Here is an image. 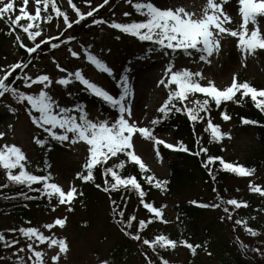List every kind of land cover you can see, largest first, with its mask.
Segmentation results:
<instances>
[{
    "label": "snow or ice",
    "instance_id": "snow-or-ice-1",
    "mask_svg": "<svg viewBox=\"0 0 264 264\" xmlns=\"http://www.w3.org/2000/svg\"><path fill=\"white\" fill-rule=\"evenodd\" d=\"M85 3L89 7L88 11H82L73 3V0H66V4L75 14V18H71L68 10L62 9L57 0H0V22H4V25L8 27L9 35L15 34V42L25 50L28 56L37 53L42 45H48L54 49L61 45L67 47L69 42L75 40V36L66 34L73 29L74 25L86 22L88 18H91L92 25H107L121 35H130L140 42H150L151 46L147 52L159 54L166 59L162 75L157 81V87H162L166 91V98L157 109L158 114L151 119V126H142L134 116L132 102L134 89L130 86L127 74L121 75L119 94L113 95L87 78L82 68L70 71L54 58L53 62L60 73L59 77L47 73L33 76L24 72L22 78L10 79L17 70L29 68V63L23 59L8 68L0 69V98H5L7 94L25 109L32 125L39 133L33 137L37 146L49 147L50 150L51 141L61 145L66 142L70 145L82 143L85 146L86 159L81 169L75 173L74 180H79L81 183L90 182L98 190L106 193L110 199L112 217L120 226V231L143 246H147L159 259L160 264H170V262L160 254L159 250L175 249L178 244L186 246L195 255L201 245L190 243L188 239L176 240L166 234H157L153 238L143 235L156 220L164 224L170 223L165 218L167 205L156 206L154 201L148 202L146 199L148 192L144 185L166 192L170 181L157 177L142 156L137 153L135 141L143 139L151 142L155 158L161 164L163 163L161 146L168 150L183 151L201 157L202 166L207 169L213 180L216 178V173L211 165L217 161L222 170L241 177L253 176L255 168L229 163L222 156L209 154V148L204 146L199 138L196 140L198 149L193 152L183 141L170 143L167 139L158 136L155 130L156 126L167 121L172 114H183L192 122L194 132L198 123L205 122L204 131L210 135L209 142L219 143L224 138L230 139L231 133L223 131L219 124L213 122L211 117L213 105L219 109L225 102L233 101L239 104L244 98L250 96L255 107L264 113V87L257 88L247 80L241 82L237 74H233L227 86L220 87L214 80L207 78L202 70H193L190 66L180 65L171 56L172 53H187L189 58L195 55L199 62L210 65L212 58L219 55L222 42L226 38H235L241 61L246 66L244 62L249 56H254L258 50H264V0H238L237 17L225 10L229 0H206L203 11L198 16L182 6L171 4L170 0H166L165 3H159L158 0H125V3L131 6L135 14L140 17L132 19L133 12L126 11L123 13L124 17L129 18L126 22L97 18L95 14L108 5L110 0H103V3L97 6H92L91 0H85ZM54 17L57 20L62 18L64 25L61 29L60 24H56L59 30L56 36L47 34L44 28L45 24L53 22ZM18 29L22 31L23 36L21 31H17ZM120 38V35L116 36V39ZM25 39L31 42V46L25 43ZM80 47L84 58L91 65L99 71L113 75L114 70L91 50L90 45ZM68 52L73 58H81L80 51L69 47ZM192 62L197 61L193 59ZM17 81H20L22 87ZM76 82L83 86L84 91L102 99L116 111L117 115L100 118L98 114L92 117L86 105L76 102L72 106H64L51 94L54 86L69 89L70 85ZM67 95L71 97L72 92L67 91ZM8 108L12 113L17 111L11 105H8ZM220 115L224 121L231 119L226 109L221 111ZM241 122L246 125L259 123L246 117H242ZM11 127L12 125H9V128ZM5 138L6 132L0 131V141ZM204 157L207 158L204 159ZM30 165L31 161L22 146L16 143H0V169L4 170L7 181L0 184V189L8 188L12 184L24 186L27 191L17 193L18 196L33 200L37 197L29 195L28 192H35L49 202L55 199L58 205H67L69 211L74 210L72 208L74 200L84 195L81 188L75 182L67 187L58 183L50 170L51 164L47 165L49 171L44 174H37L35 170L30 169ZM129 165L137 168L138 172L125 174ZM97 171L101 173L102 182L100 183L96 182ZM138 176L142 179H138ZM248 187L252 193H258L264 197V187L255 181L250 180ZM213 191L216 192V199L219 202L209 204L191 200L189 203L201 208H222L224 213L220 217L222 221H233L234 226L243 225L244 230L253 237L261 234L249 226L246 219L234 218L233 213L238 209L249 207L247 201L237 198L224 199L220 196L218 189L214 188ZM120 193L135 194L138 203L148 211L150 216L146 219H138L135 213L127 214L125 211L127 199ZM116 196H119L123 204L118 202ZM58 205H54L52 211H55ZM176 220H180V217L177 216ZM66 222L65 216L57 217L41 227L8 229L7 232L19 233L26 240L25 246L16 247L13 253L16 257L15 264H59L62 255L68 252L69 244L67 238L57 236L54 229L57 227L63 229ZM237 242L242 249L247 250V245L240 241L239 237ZM0 243L10 249L20 245V240L9 239L4 231H0ZM41 245L46 246V249H58V251L49 256L44 249L38 250ZM252 251L264 256V251L260 248H253ZM21 253L23 255H20ZM142 254L146 264H156L147 251ZM208 254L211 255L210 252ZM100 264H111V262L106 259Z\"/></svg>",
    "mask_w": 264,
    "mask_h": 264
},
{
    "label": "rangeland",
    "instance_id": "rangeland-1",
    "mask_svg": "<svg viewBox=\"0 0 264 264\" xmlns=\"http://www.w3.org/2000/svg\"><path fill=\"white\" fill-rule=\"evenodd\" d=\"M57 2L63 9H70L66 4V0H57ZM102 2L103 0H91L92 6H97ZM158 2L165 3L166 0H158ZM170 2L173 5L184 7L196 16L202 13L206 4V0H170ZM80 8L82 11L89 10L87 4L81 5ZM103 8L106 10L104 19L126 22L129 19L123 16L126 11L133 12L132 19L140 18L135 14L131 6L122 0H118L115 4L110 2ZM225 10L230 15L237 17L239 10L238 0H229V3L225 5ZM99 13L100 11L96 15ZM88 19L91 20V18ZM57 23L63 29V20H54L51 24L44 25V28L47 29V34L52 36L58 34ZM8 30L4 22H0V69L8 68L20 59V54L17 51L18 46L15 44L13 35L8 34ZM68 34L78 35V40L69 42L67 47L53 48L54 52L51 54L53 57L48 54L43 55L45 47H52L42 45L37 53L29 56L32 63L29 64V68L18 70L19 72L16 74H22L23 76L24 72H27L29 75L35 76L47 73L59 77L60 73L55 68L54 58L61 66L70 71L82 68L87 78L104 87L113 95L119 94V77L127 74L130 86L134 89V97L132 98L134 116L142 126H151V119L158 114L157 109L163 99L166 98V91L162 87H157V81L162 75L166 59L159 54L148 53L147 49L151 46L150 43L140 42L130 35H121L117 30H113L107 25H92L90 22L86 31L71 29L66 35ZM117 35H120L121 38L116 39ZM81 45H90L91 50L114 70L113 75L110 76L91 65L84 58ZM69 47L80 51L81 58H73L68 52ZM109 49L111 50L110 52L108 51ZM171 56L180 65L190 66L193 70H202L204 75L214 80L217 86H227L231 82L233 74H237L241 82L247 80L257 88L264 87V50H258L254 56H249L247 61L244 62L246 63V66H244L236 48L235 38H226L222 42L219 55L212 58L210 65L199 62L198 57H195V55L189 58L187 53H172ZM126 59L129 60L126 61ZM193 59L197 62L193 63ZM28 61L26 62L28 63ZM16 74L10 79H15L17 77ZM19 86L22 87L20 82ZM67 91L72 92L71 97L67 95ZM88 93L91 94L84 91L83 86L79 82L70 85L69 89L54 86L51 90V94L59 100L61 105L72 106L74 103L79 102L87 106V110L92 117H96L98 114L100 118L114 117L116 114L115 110L101 103H99V106V100L93 94L88 96ZM8 105L15 107L17 111L12 113L9 111ZM216 112H218V109L213 105L211 111V114L213 113V122L215 121L214 123L219 124L223 131L231 133L230 139L224 138L223 140L225 143V147L222 149L223 158L229 163L235 159L242 162L259 145L256 133L250 130H243L233 116H231L229 121H224L220 115L221 112ZM9 122L11 123L7 124ZM9 125H12V127L9 128ZM0 131L6 132L5 140L0 141V143H16L22 146L31 161L30 169L34 170L36 161L44 149L37 146L33 141L34 135H39V133L32 125L25 109L7 94L5 98H0ZM156 134L161 138L167 139L170 143L178 142L172 131H156ZM52 142L50 157H52L53 162L50 170L56 181L65 187L72 182L78 184L79 182L74 180V176L81 169L86 159L85 146L82 143L70 145L66 142L61 145L58 142ZM135 146L137 153L142 156L157 177L167 179L169 171L167 162L164 157L162 164L158 162L155 158L152 143L143 139H136ZM164 149L166 150V148ZM169 151L171 155L177 152ZM250 180L264 187V166L251 177H232L227 183L230 187V192L227 195L229 198L242 196V199H246L247 197H252L253 205L259 204L263 207V210H258V212L264 225V197L249 190ZM153 200L156 206L167 205L165 218L170 223L164 224L160 221L158 224L149 226L145 232L153 236L173 233L172 238H177L178 233L176 232H179L176 224L178 212L174 208L175 205L193 206L189 203L191 200L205 203L215 202L212 194L209 197L207 187H203L201 182L199 183L198 181L179 186V189L174 194L169 195V197L159 190L154 193ZM73 209L69 211L67 205H58L55 211H52V208L40 210L34 207L29 210V216L32 217L33 221L31 225L34 227H41L44 223H50L57 217H67L66 226L63 229L59 227L54 229L56 235L62 238L66 237L69 244V250L62 255L59 264H100L102 260L106 259L111 264H146L142 254L144 251H147L153 257L156 264H160L159 259L152 252H149V249L146 248L147 246H143L140 242L124 235L120 231V227L111 222L110 212L106 204L105 206L90 209L88 212L83 210L81 206H75ZM203 209L201 216L194 221L192 220V225L189 229V233L192 236L186 238L190 243L200 244L201 247L197 249L195 255L184 245H178L179 248L176 251H171V253L169 252L171 248L166 251L160 249L159 251L166 254L164 258L168 259L170 264H224V260L228 258L227 252H224L225 248L241 253L237 237L240 240L242 239V242L247 246L254 248L257 245L258 247L256 248L261 250L264 248V230L259 231L261 234L256 237H249L241 228L234 226L233 221L232 223L228 220L222 221L220 219L224 215L222 211ZM135 211L138 219L147 218L146 213L148 212L146 209L140 208ZM233 215L235 217L237 213H233ZM14 222V216H0V229L10 236L11 233L7 232V230L12 228ZM183 229H188L187 225ZM46 234L48 233L46 232ZM124 243L129 244L128 248L115 255L116 253L114 254V252L117 245H125ZM40 249L47 251L49 256L54 255L55 251H58V249H46L44 245L39 246L38 250ZM209 252L211 255L208 254Z\"/></svg>",
    "mask_w": 264,
    "mask_h": 264
},
{
    "label": "trees",
    "instance_id": "trees-1",
    "mask_svg": "<svg viewBox=\"0 0 264 264\" xmlns=\"http://www.w3.org/2000/svg\"><path fill=\"white\" fill-rule=\"evenodd\" d=\"M117 1L118 0H111L110 2L115 4L117 3ZM122 1H125V0H122ZM73 3H75L79 7L85 3V0H73ZM105 11L106 10L102 8L100 13L96 16L98 18L105 17V14H104ZM68 12H69L70 17L74 18L73 17L74 13L72 11H68ZM61 19L62 18H60L59 20ZM54 20H57V19L54 17L53 21ZM90 22L91 20L88 19L86 22H82L79 25H74L73 29L75 30L82 29L86 31V28H88V25ZM17 31H21V30L18 29ZM45 32L47 33V29H45ZM21 35L22 36L24 35L22 31H21ZM77 37L78 35H75V40L77 39ZM25 43H28L29 46H31V42L28 41L27 39H25ZM16 45L18 46V44ZM62 46L63 45H61L60 47ZM17 51L19 52L21 56L19 60L23 59L24 61H26L27 59H29L24 49L22 50V48L19 47ZM53 52H54L53 48L45 47L43 51V55L48 54L51 57H53V55H51ZM127 60L129 59H126V61ZM20 70L21 69H19V71ZM14 73L16 74V72ZM21 76L22 74L17 75V77H21ZM19 82L20 81H17L18 84ZM237 95L239 97V94ZM225 109L227 110V114L230 117L233 116L234 118H236V120L239 123V127L241 126L243 130L254 131L256 133V138L259 141V145L257 146L255 150H253L250 156L243 159L242 162H239L238 160L235 159L231 163L243 164L247 167L255 168L256 171H259L264 166V113H261L255 107L254 102L248 97L244 98L243 102L239 104L233 101L225 102L221 106V108L218 109V112H221ZM212 116H213V113L211 114V117ZM242 117H246L252 120L259 121V123L256 125L243 124L241 122ZM204 128H205V122H200L195 126L196 130L194 132L192 122L188 120L185 115L172 114L167 121L156 126V131L157 132H166L168 130L172 131L176 139H178V141H183L193 152L198 149L196 140L199 138L202 140L203 145L209 148V154L223 157L222 149L225 147L224 141L219 142V143L209 142L210 135L208 132L204 131ZM161 152L167 162V167L169 170L167 179L170 181L169 185L167 186L168 190L166 192L165 191H161V192L163 194H166L168 197L169 195L174 194L179 189V186H184L185 184L198 181L199 183L201 182V185L203 187L205 188L207 187L209 197L212 194V196L215 199V202H219L216 199L217 194L216 192L213 191V189L214 188L218 189L220 196H222L224 199H229V196L227 195L230 192V187L227 184L228 181L232 179V177L234 178L241 177L238 174L222 170L219 161H217L214 165H211L214 172L216 173V178L215 180H213L209 176L207 169H205L202 166L201 157H197L195 155H192L191 153H186L183 151H177L175 154L171 155L170 151H168L167 149L165 150L163 147H161ZM206 158L207 157H204V159ZM225 161L227 162V160ZM51 162L52 161H51V157L49 156V154L47 152L44 153V151H42L39 156V159L37 160V163L34 169L36 172L46 173L48 170L47 165L50 164ZM137 172H138L137 168H134L129 165L126 168L125 174H136ZM96 177H97V181H96L97 183L102 182L101 173L99 171L96 172ZM138 179H142V177L138 176ZM6 182L7 181H6L4 170L0 169V184L6 183ZM34 187H38V185H34ZM78 187L81 188L84 195L74 200L72 204V208L75 206H81L83 210L88 212L90 209L105 206L106 204L110 212L111 222L114 223L116 226H119L115 222L114 218L112 217L110 199L106 193H104L101 190H98L94 186V184L90 182L89 183L80 182ZM144 187H145V190L148 192V196L146 197L147 201L153 202L154 201L153 195L159 190L152 186H148V185H144ZM21 191H27L26 187L17 186V185L12 184L8 188L0 189V216H5V215L14 216L15 222L12 225V228L32 226L31 225V223L33 222L32 217L29 216V210H31L32 207H34L35 209H40V210L41 209L48 210L49 208V204H48V201H46V198L39 197V195L35 192H28L29 195L37 197V198L33 200H27L24 197L17 195V193ZM120 195H125L127 199V207L125 208V211L127 214H133V213L137 214L135 210L140 209V208L143 209V206L138 203V200L135 194L120 193ZM5 197H9V199H5ZM116 198L119 203L123 204V201L119 200V196H116ZM237 199L242 200V201H247L249 204V207L247 208L241 207L240 209H238L235 212L237 213V215L234 218L235 219H241V218L246 219L248 221L249 226H251L252 228L258 231L264 230V225L262 221L260 220V216L258 212V210L262 211L263 207L259 204L253 205L252 197H247L246 199L245 198L242 199V196H238ZM202 203H205V202H202ZM207 203L210 204V202H207ZM174 208L177 210L178 216L180 217V220L176 222L177 227L179 228L178 229L179 232H176L178 233L177 238H172L173 233H170V235L168 236L176 240H179L182 238L186 239L187 237L192 236L189 233L190 231L189 229L192 225L191 224L192 220L194 221L195 219L199 218L201 214L203 213L204 209L197 208V206L193 207V206H184V205H179V204L175 205ZM206 209L209 211L212 210V208H205V210ZM217 210L223 212L222 208L217 209ZM146 214L148 218L150 214L149 213H146ZM252 217H255V219H252ZM159 222L160 221L156 220L150 226H153L154 224H158ZM229 222L232 223V221H229ZM186 225L188 229L184 230L183 228H185ZM231 227H232V224H231ZM238 227L241 228L246 235L251 237V235L244 230L243 225H240ZM0 231H4V230L0 229ZM143 235L148 238L154 237L153 235H150L147 232H144ZM6 236L9 239L15 238V239L20 240V245L13 246L12 248L8 249V248H5L2 243H0V257H3V259H0V264H15L16 257L13 255V253L15 252L16 247L25 246L24 244H26V240L19 233H16V234L11 233L10 236L6 234ZM240 241H242V239ZM124 244L125 245H117V248L115 249V252H114V254L116 253L115 255H117L119 252L121 253L123 250H126L128 248L129 244L127 243H124ZM238 246H239V243H238ZM256 247L258 246L256 245L254 248ZM178 248L179 247L177 246L175 249H171L169 252L171 253V251H176ZM168 249H163V250L166 251ZM240 249H241V253L237 252L236 250L234 251L232 249L225 248L224 252H227L228 258L224 260V264H264V256H261L259 253H253L252 247L247 246L246 251L242 249L241 247ZM262 251H264V248L262 249ZM149 252H151L150 249H149ZM160 254H162V256L164 257L166 255L164 252H161V251H160ZM20 255H23V253H21Z\"/></svg>",
    "mask_w": 264,
    "mask_h": 264
}]
</instances>
